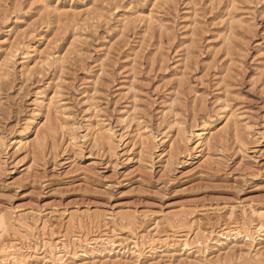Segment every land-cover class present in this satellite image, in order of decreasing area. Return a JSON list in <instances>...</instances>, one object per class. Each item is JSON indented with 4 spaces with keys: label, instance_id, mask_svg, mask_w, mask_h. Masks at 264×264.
<instances>
[{
    "label": "rangeland",
    "instance_id": "obj_1",
    "mask_svg": "<svg viewBox=\"0 0 264 264\" xmlns=\"http://www.w3.org/2000/svg\"><path fill=\"white\" fill-rule=\"evenodd\" d=\"M260 214L264 0H0V264H264Z\"/></svg>",
    "mask_w": 264,
    "mask_h": 264
},
{
    "label": "bare ground",
    "instance_id": "obj_2",
    "mask_svg": "<svg viewBox=\"0 0 264 264\" xmlns=\"http://www.w3.org/2000/svg\"><path fill=\"white\" fill-rule=\"evenodd\" d=\"M51 101H49L48 102V108H49V106L51 105V103H50ZM40 124H41V121H37V123L34 125V128H32L30 131H28V132H26L25 133V135L24 136H22V138L21 139H19V140H17L16 142H17V144H19V145H22V146H24L25 148H29V147H31V145H32V139H31V137H30V135L29 134H31L32 132L33 133H36L37 134V132L38 131H40L39 129V126H40ZM214 130L213 129H211V128H205L204 130H203V133L202 134H200V137H199V142H198V146H199V148H200V151L202 152V153H204L205 151H206V149L208 148V147H210L211 145L210 144H212L211 142H213L212 141V139H213V137H214ZM23 147V148H24ZM27 148V149H28ZM204 156V155H203ZM254 211V210H253ZM230 215H231V213H230ZM234 216V215H233ZM237 216V215H236ZM255 216V215H254ZM244 219V221H245V223H241V225H243L241 228H243V230H245L246 231V233L248 232V233H250V228H251V226L253 227H257L258 226V230H260V228L264 225V215H262V214H260V215H258V218H257V220H256V218H255V220L257 221V223H255L256 224V226L254 225V224H252L253 223V220L251 219L250 221H249V217H247V215H243L242 216ZM241 217V218H242ZM256 217V216H255ZM90 218V217H89ZM231 218V217H230ZM252 218V217H251ZM76 219H73V221H75ZM231 220L232 221H234V219H232L231 218ZM240 220V219H239ZM249 222H248V221ZM254 220V221H255ZM87 221V220H86ZM92 221V220H91ZM231 221V222H232ZM234 222H236V221H234ZM238 222V221H237ZM82 223L84 224V222L80 219V220H78L77 219V221L76 222H72V228H75V226H79V227H82ZM240 223V222H239ZM231 224V223H230ZM238 224V223H237ZM235 225V224H234ZM240 225V224H239ZM240 225V226H241ZM232 226H233V224H232ZM231 226V227H232ZM31 231L33 230V228L34 227H32V226H27ZM233 227H235V226H233ZM232 227V228H233ZM236 227H238V226H236ZM253 227V228H254ZM25 228H26V226H25ZM101 228V227H100ZM230 228V227H229ZM43 229H46L45 228V226L43 227ZM48 229V228H47ZM35 230V229H34ZM153 230V229H152ZM5 231H7V224H6V221L4 220V219H1L0 220V237L2 236V234L5 232ZM30 231V232H31ZM94 231V230H93ZM83 231V230H81V231H75L74 230V232L72 231V234H71V236H73L74 237V239H73V241H72V243H77V242H86L87 244H90L91 242L92 243H102V242H106V241H110V234L108 233V232H102V230L101 229H99V227L97 226V230L96 231ZM105 231V230H104ZM229 232L230 231H232V232H234L233 230H231V229H229L228 230ZM238 231H240L239 229H238ZM237 232V231H236ZM157 233V232H156ZM239 233V232H238ZM36 234V233H35ZM38 234V233H37ZM227 235H228V233H227ZM226 235V236H227ZM230 235V234H229ZM249 235V234H248ZM34 236V235H33ZM37 236V235H36ZM40 236H41V233H40ZM49 235L46 233V230H44V232H43V238H42V241L41 242H43L42 244L43 245H48L49 247H51V249H52V251H51V253H53V255L55 254V253H57V249H59L58 251H60V249L62 248L61 246L59 247V243L58 242H56V243H51V241H45V239L48 237ZM91 236H92V238H91ZM185 237V236H184ZM37 238H38V236H37ZM40 238V237H39ZM38 238V239H39ZM187 238H189V237H187ZM186 238V239H187ZM48 239V238H47ZM185 239V240H186ZM198 241H200V243H202L201 242V240H203V239H197ZM187 241V240H186ZM14 248V246H11V245H8V243L6 242V240H2V239H0V252H3V254L4 255H6V256H10V255H12V254H14L15 252H13V249ZM16 251V250H15ZM2 254V255H3Z\"/></svg>",
    "mask_w": 264,
    "mask_h": 264
}]
</instances>
